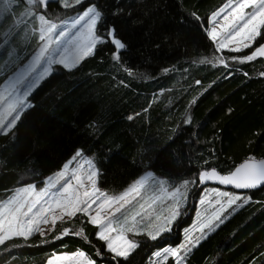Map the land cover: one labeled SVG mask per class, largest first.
Wrapping results in <instances>:
<instances>
[{"label": "trees", "instance_id": "1", "mask_svg": "<svg viewBox=\"0 0 264 264\" xmlns=\"http://www.w3.org/2000/svg\"><path fill=\"white\" fill-rule=\"evenodd\" d=\"M227 1L85 0L73 8L57 2L51 8L52 2L47 7L35 5L34 12L53 17L95 3L104 13L103 27L115 29V38L126 49L114 60L112 43L98 45L94 55L71 71L56 65L30 93L33 106L12 132L0 133V201L18 187H40L81 150L93 157L100 188L120 193L152 171L169 189L181 187L185 203L171 232L156 240L146 233L134 236L139 246L127 260H113L97 237L98 226L79 212L57 220L44 235L9 237L0 244V264H47L53 256L77 251L96 264H147L155 251L177 247L196 215L188 230L194 229L197 202L213 190L243 200L222 214L223 222L201 238L185 264H264V187L237 193L199 187L198 181L202 171L226 174L244 160L264 158V59L258 55L240 62L264 36L238 52L218 50L207 35L209 19ZM15 5L17 13L22 5L20 1ZM98 34L107 38L99 29ZM65 228L69 234L56 239ZM81 230L83 236H75Z\"/></svg>", "mask_w": 264, "mask_h": 264}, {"label": "snow or ice", "instance_id": "2", "mask_svg": "<svg viewBox=\"0 0 264 264\" xmlns=\"http://www.w3.org/2000/svg\"><path fill=\"white\" fill-rule=\"evenodd\" d=\"M60 2L65 8H73L81 5L83 0H60ZM13 3L14 0H0V18L11 11ZM28 3L30 5L38 3L41 7H47L49 0H28ZM227 9L231 10L223 15V20L228 22L223 26L226 29L224 35L221 36L220 33H217L215 27L207 31V35L213 41H216L218 36L221 37L216 44L217 49L226 47L225 41L237 45L242 44L243 48L247 49L259 37L264 36V31H262L264 29V0H235V3H233V0H229L224 7L220 8L218 12H214L212 16L218 17L225 13ZM113 14L115 15L116 13ZM103 18L104 13L102 10H98L96 6H89L83 14L73 19L71 24L64 23L61 25L47 18L45 14H40L38 16V38L42 44L40 45L39 53L33 60V65H39L42 60H47V67L44 68L35 80L28 83L27 88H33L40 80L51 75L55 70L53 65L62 66L69 71L75 69L86 57L94 55L98 45L112 43L115 49L113 59L119 60L121 50L126 49V44L120 39L115 38V29L103 27ZM196 19H199V17H196ZM77 26H80L77 34L70 41L66 40L71 30L76 29ZM98 29L100 32L106 33L107 38H101V35L98 34ZM53 43L56 45L71 43V49L66 48L63 52H56L55 57L49 59L48 57L54 51L50 50ZM231 50L238 52L241 49L237 47ZM258 55L264 57V44L256 47L250 55L243 57L240 62L253 61ZM232 59L235 60L237 57H233ZM219 62L221 64L225 63L223 59ZM32 70L34 68H30L29 71ZM26 75L27 73L20 74L13 81H10L7 89L0 90V101L5 99V93L9 95L7 107L3 111H0V132L5 134L12 132L21 119L22 114L33 106L28 101L30 92L25 90L20 93L17 87L25 80ZM8 117H11V119L5 123ZM186 122H190V120ZM80 155L81 153L78 151L73 160ZM69 163L63 166L64 169H68ZM89 168L90 171L94 168L91 162H89ZM97 175L96 171H91V174L87 177V180L91 182V191L84 190L81 194L74 189L72 184V180H75L77 186H83L81 178L75 174V170H73L70 179H65L66 173L64 171L57 173L55 184H60V189L58 192L53 193L48 200H44V197L48 196L46 189L37 192L34 185L21 188L10 199L0 203V244H3L9 238V234L24 237L25 239L35 233L44 235L40 224L49 223L48 216L45 213L51 214L54 211V203L55 208L60 210L61 216H52L51 223L53 225L56 224L57 219H62L65 214L68 217H75L79 212L87 214L90 216V223L98 226V239L107 242V251L112 254V259L123 258L127 260L131 251L136 249L139 244L127 239L123 234L125 232H133L138 222L134 215L132 216V224L129 226L126 215L121 213L123 215V220H121L115 216V213H120L121 209H125L126 205H129L136 196L140 195V188L145 185L148 178L138 179L118 196H111L97 187V180L95 179ZM214 179L218 180L220 184L232 185L236 189H257L264 186V160H246L228 175H220L215 169L211 172L204 171L199 174L201 183ZM61 181L64 182L61 184ZM187 183L185 181V186ZM55 184L52 183L50 178L49 186L55 187ZM171 195L173 198H176L177 194L172 193ZM218 195L227 198L226 204H221L220 209L217 213L213 214L212 219H208L206 223H201V236H197L194 239L190 238L189 230L186 229L184 230L186 243H181L179 247H165L162 252H155V257L163 255L165 260H167L169 256H172L175 258V264H185L192 250L200 244L201 238L206 239L208 232L214 231L215 227H218L223 222L222 214L236 205L238 201L243 200L241 196H234L227 191L218 192ZM42 201L43 204L41 203ZM204 202V198H201L200 203L203 204ZM243 202L247 203L246 200ZM177 203H179V200H177ZM217 203L220 202L217 201ZM44 204H47V207H44ZM94 204L96 205V210L95 214L92 215L91 210ZM37 205L41 206L37 209ZM140 207L143 208V205ZM33 209H37V211L34 212ZM109 209L112 211H107ZM136 215H139V213H136ZM180 215L179 211H173L170 216L165 217L163 224L155 227V235L152 234V231H149L147 235L152 240H156L163 233L171 232V224ZM114 223L118 224L119 227H113ZM148 227L151 228L152 225H148ZM113 232L117 233V235H111ZM68 234L69 229L65 228L56 239H60L62 236ZM74 234L77 237H81L83 236V230L76 231ZM181 250H183V255H181ZM96 254L98 256L102 255L98 250ZM48 264H96V262L90 257H86L85 253L81 251L73 254L56 255L54 259H49Z\"/></svg>", "mask_w": 264, "mask_h": 264}, {"label": "rangeland", "instance_id": "3", "mask_svg": "<svg viewBox=\"0 0 264 264\" xmlns=\"http://www.w3.org/2000/svg\"><path fill=\"white\" fill-rule=\"evenodd\" d=\"M14 2H18V1L14 0ZM27 2L28 0H26L25 3L22 1L23 6L19 7V11L16 13L17 16H15L16 19L13 22L14 28L12 32H10V26H6V28H4L3 30L2 37L0 38V90L7 89L10 81H13L20 74L27 73L25 80L21 84H19L17 87L20 93H22L25 90H28L31 93L40 84L42 80H40L38 84L35 85L31 89L27 88L28 83L31 82L32 80H35L36 77L44 70V68L47 67V60H42L39 65H33V60L39 53L40 45L42 44V42L38 38L39 37L38 19L36 21L37 23L36 27L34 28L35 32L37 33L36 38L34 37L35 35H33V33L31 37L29 36V33H28L29 22L34 18L30 14L34 13L35 5H30V4L28 5ZM55 2H57V4L59 3L63 7L60 0H56L50 3V8L53 5H55ZM228 2L229 1H227L225 4H227ZM233 3H235V0H233ZM224 5L222 7H224ZM89 6H96V5L95 3H91V4H88L84 9L77 10L70 14L57 13L53 17H49L48 15H46V17L50 18L53 22H56L61 25H63L64 23L71 24L72 20L77 18L78 15L83 14V12L86 11ZM54 7L57 8L56 6ZM27 8H29L28 9L29 13L27 11ZM219 9L216 10L215 12H218ZM230 10L231 9H227L225 13L221 14L218 17H213L211 15L210 22H209V31L212 29V27H215L217 33H220L221 36H223L226 31V29H224L223 26L228 23L227 21L223 20V15L227 14V11H230ZM40 14H44V13L39 12L35 16H37L38 18ZM79 28L80 26H77L76 29H72L71 33L69 34V37L66 38V40L70 41L71 38L77 34ZM220 38H221L220 36L217 37V40L214 41L215 44L219 42ZM225 43L227 44V46L222 47L218 50L232 51L231 49L237 48V47H239L241 50L243 49L242 44L237 45L235 43H227V41H225ZM66 48L71 49V43H62L60 45H56L55 43H53L51 45L50 50H54V51H52V55L49 56L48 58L51 59L55 57L56 52H63L64 49ZM23 49H26L25 53H22ZM221 59L222 58H219L218 62ZM55 66L56 65H53V68ZM30 68H34V70L29 71ZM8 100H9V95L5 93V99L3 101H0V111H3L7 107ZM10 119L11 117H8L5 123H7V120H10ZM0 133H3V132H0ZM78 151L81 153V155L77 157L75 160H73V157L76 156V153ZM69 161H71V163H69ZM89 162H91L92 165H94V168H92L91 171L97 172V166H96V163L93 157L91 155H87L83 153L81 150H77L65 162V164L69 163L68 169H64V167H62L57 172L45 178L44 182L42 183L40 187L35 186L36 191L40 192L41 190L46 189L48 192V196L44 197V200H48L49 198H51L53 193L58 192L60 189V184H55L57 173L64 171L66 173L65 179H70L72 177L73 170H75V174L81 178V181L83 183V186L80 187V186H77V182L75 180H72L74 189L81 194L83 193L84 190L91 191V182L87 180V177L91 174V171L89 168ZM50 178L52 180V183L55 184V187L49 186ZM141 178H148V179L145 185L140 188V195L136 196V198L132 200L129 205H126L125 209H121L120 213H115V216L119 217L121 220H123V215H126L128 217L129 226H131L132 224V216L134 215L136 216V221L138 223L136 224L134 231L131 233L125 232L123 234L127 239L133 240L134 242H135L134 236L136 235H139L142 233L147 234L149 231H152V234L155 235V231H154L155 227L160 224H163L165 217L170 216L173 211H179L180 213H182V209L184 208V203H185V195H184L185 191L181 187L169 189V187L165 185L164 181L157 178L153 174L152 171H147L143 173L133 183H135L138 179H141ZM95 179L96 180L98 179V175L97 177H95ZM63 182L64 181H61V184ZM161 182H163V184H161ZM29 185H25V186L14 189L5 199L0 201V203L7 201L13 195H15L16 192H18L21 188H26ZM97 187L101 191H104L105 193H107V195H111V196H118L120 193H122V192L117 193L115 191L104 190L98 186V183H97ZM218 192L219 191H208L202 197L204 198L205 202L201 204L200 203L201 199L197 202L198 205H196L197 206L196 212H198L199 219L195 223L193 227L194 229L191 232H189L190 238L194 239V235H197L198 232L200 231L201 223L202 222L206 223L208 219H212L213 214L218 212L221 204H226V199H222L221 198L222 196L218 195ZM172 193L177 194L176 198H173V196L171 195ZM29 199H31V197H29ZM177 200H179V203H177ZM217 201H219L220 203H217ZM41 203L43 204V201ZM216 203H217V208L213 209V206ZM141 205H143V208L140 207ZM40 206L41 205H37V209ZM43 206L47 207V204H44ZM37 209H33V211L35 212L37 211ZM53 209L54 211L51 214L45 213V215L48 216L49 223L40 224V228L43 230L44 234L49 232L53 227V224L51 223L52 216L53 215L57 217L61 216L60 210L55 208L54 203H53ZM95 210H96V205L94 204L91 210L92 215L95 214ZM207 210H209L210 213L207 212ZM107 211H112V210L109 209ZM121 213H123V215H121ZM136 213H139V215H136ZM157 217H159V219H157ZM67 218L69 217L66 214L63 215L62 217V219H67ZM176 220L173 221L170 227L173 226ZM195 220H196V215L193 216L191 223L184 229H189L191 227V224L195 222ZM148 225H152V227L149 228ZM113 227H119V225L114 223ZM139 228H141V230H144V231L141 232ZM111 235L116 236L117 233L113 232L111 233ZM12 236H15V235L9 234V237H12ZM104 242L106 245L107 242L106 241ZM181 243H186L184 237ZM179 245H177V247H179ZM167 247H173V246H167ZM163 249L157 250V251L162 252ZM78 252L79 251L74 252V253H78ZM154 253L150 256L147 264H175L174 257L169 256V258L165 260L163 255H161V257H155ZM182 253L183 252H181V255H183ZM70 254H73V253H70ZM50 259H54V256Z\"/></svg>", "mask_w": 264, "mask_h": 264}, {"label": "crops", "instance_id": "4", "mask_svg": "<svg viewBox=\"0 0 264 264\" xmlns=\"http://www.w3.org/2000/svg\"><path fill=\"white\" fill-rule=\"evenodd\" d=\"M18 2L20 1V3H21V5L23 6V4H22V1L25 3V1L26 0H17ZM226 3V2H225ZM224 3V4H225ZM27 4L29 5V3L27 2ZM223 4V5H224ZM222 5V6H223ZM17 5H15V2L12 4V6H11V11L9 12V13H6L2 18H0V27H3V29H0V38L2 37V35H3V30H4V28H6V26H10V32H12V30H13V22L15 21V16H17V14H16V12H15V9H17V8H15ZM221 6V7H222ZM221 7H219V8H221ZM12 8H13V10H12ZM218 8V9H219ZM19 9V8H18ZM28 9L29 8H27V11H28ZM217 9V10H218ZM19 11V10H18ZM28 13H29V11H28ZM38 13H36V12H34L33 14H30V15H32L34 18L29 22V29H28V33H29V36L31 37L32 36V33H33V35H37V33L35 32V27H36V21H37V16H35V15H37ZM211 17V16H210ZM210 20V19H209ZM23 52H26V50L25 49H23Z\"/></svg>", "mask_w": 264, "mask_h": 264}, {"label": "water", "instance_id": "5", "mask_svg": "<svg viewBox=\"0 0 264 264\" xmlns=\"http://www.w3.org/2000/svg\"><path fill=\"white\" fill-rule=\"evenodd\" d=\"M53 1H56V0H49V2H53ZM261 44H264V41L261 43ZM264 59V57H263ZM247 160H264V158H261V159H247ZM246 160L242 161L241 163H239L236 167H239L242 163H244ZM235 167V168H236ZM235 168L231 171H235ZM213 169H210L208 170L207 172H211ZM216 170V169H215ZM217 171V170H216ZM204 172V171H202ZM218 172V171H217ZM231 172L229 173H226V174H222L220 172H218L220 175H228L230 174ZM201 173V172H200ZM198 181H199V187H204V186H213V187H219V188H223V189H226V190H232L234 192H237V193H246V192H250V191H255V190H258V189H261L263 188L264 186H261L257 189H236L234 186L232 185H223V184H220L218 180H209V181H205L203 183L200 182L199 180V176H198Z\"/></svg>", "mask_w": 264, "mask_h": 264}]
</instances>
